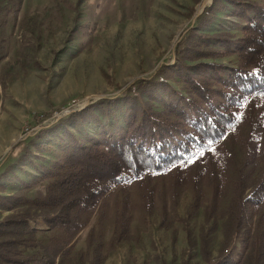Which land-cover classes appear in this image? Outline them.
I'll return each instance as SVG.
<instances>
[{"label":"rangeland","instance_id":"obj_1","mask_svg":"<svg viewBox=\"0 0 264 264\" xmlns=\"http://www.w3.org/2000/svg\"><path fill=\"white\" fill-rule=\"evenodd\" d=\"M211 4L212 0H0V194L22 190L29 198L42 197L50 182L45 173L75 145L131 140L151 148L154 139L139 129L144 106L159 111L164 101L182 98L193 111L186 108L177 134L191 131L190 124L210 104L180 76L171 73L151 87H138L163 65L174 63L177 45L197 26L201 8ZM251 13L217 0L199 29L205 36L203 46L216 53L186 59L190 71L220 87L219 77L237 65L236 44ZM218 101L220 97L213 95L211 102ZM40 103H46L44 109L30 111ZM54 113L62 116L25 136ZM237 145L228 146V151L227 146L210 148L194 156L190 165H175L114 187L76 236L73 252L82 250L89 263L86 240L93 233L102 238L103 264H204L198 248L187 241L188 232L197 239L207 230L210 264H215L223 240L222 220L210 233L207 209L211 221L217 215L211 209L215 185L230 183L244 164ZM226 201L224 197L218 207ZM126 208L130 235L116 241L117 218ZM0 213L1 218L7 214ZM256 220L251 223L253 236ZM37 226L38 242L46 243L55 231L43 230L42 221ZM227 249L238 258L242 248L235 233ZM36 252L37 247L22 248L21 256L34 258Z\"/></svg>","mask_w":264,"mask_h":264},{"label":"trees","instance_id":"obj_2","mask_svg":"<svg viewBox=\"0 0 264 264\" xmlns=\"http://www.w3.org/2000/svg\"><path fill=\"white\" fill-rule=\"evenodd\" d=\"M216 2L212 0V4L204 8L197 16V26L189 29L177 45L174 63L163 65L138 87H151L156 79L164 80L171 73L180 76L190 90L210 104L209 109L201 110L190 124L191 131L185 130L182 137L177 134L183 129L181 120L187 117L186 108L193 111V105L184 103L182 98L175 102L164 101L159 111L144 106L139 129L154 139L151 148L131 140L75 145L45 173L50 182L42 197L29 198L22 190L0 194V212H7L0 217V264H86L87 256L83 257L82 250L74 253L73 243L110 190L175 165H190L194 156L210 148L227 146L228 151V146L235 144H238L236 153H242L244 164L230 183L227 180L221 185L218 181L215 185L211 209L217 215L211 221L207 209L210 233L217 230L222 220L223 240L215 264H264V3L228 0L235 7L252 10V13L246 15L236 44L237 65L228 69L226 77H219L220 87H216L201 75L192 73L191 66L185 63L186 59L215 55V51L203 46L205 36L199 29L208 20L206 14ZM218 65L205 63L203 66ZM213 95H218L220 101L213 104ZM208 175L212 177L211 170ZM224 197L228 201L219 208L218 202ZM130 218L127 208L119 212L116 241L129 238ZM255 219L257 230L253 236L251 223ZM39 221L44 224L43 230L55 231L46 243H39L36 236ZM205 231L200 232L197 239L188 232L187 243L191 248H198L204 264H210L211 239ZM234 233L240 238L242 248L238 258L227 249ZM86 244L87 255L91 253L87 264H103L102 238L89 233ZM26 247H37L34 258L21 256L22 248Z\"/></svg>","mask_w":264,"mask_h":264},{"label":"built area","instance_id":"obj_3","mask_svg":"<svg viewBox=\"0 0 264 264\" xmlns=\"http://www.w3.org/2000/svg\"><path fill=\"white\" fill-rule=\"evenodd\" d=\"M67 113H69L71 110H67L64 109ZM63 114V113H62ZM62 115L59 116V114L54 113L53 115H50L49 117L43 119L41 122H39V124L33 128H31L29 130V132L27 134H25V136L31 135L33 133H36L38 130L43 129L47 126H49L50 124L54 123L55 121H57Z\"/></svg>","mask_w":264,"mask_h":264},{"label":"crops","instance_id":"obj_4","mask_svg":"<svg viewBox=\"0 0 264 264\" xmlns=\"http://www.w3.org/2000/svg\"><path fill=\"white\" fill-rule=\"evenodd\" d=\"M45 105H46V103H40L39 107H36V108H30V111H31V112H34V111H36V110H38V109H41V107H42V109H44V106H45ZM30 111H28V113H29ZM29 114H30V113H29ZM28 116H29V115H27L26 118H28ZM3 120H5V119H2L1 121H3ZM3 123H5V121H3ZM8 127H10V126H8ZM11 127H12V126H11ZM12 135H13V134H12ZM12 135H11V136H12ZM11 136H10V137H11ZM3 150H4V149H3ZM3 150H2V151H3Z\"/></svg>","mask_w":264,"mask_h":264},{"label":"water","instance_id":"obj_5","mask_svg":"<svg viewBox=\"0 0 264 264\" xmlns=\"http://www.w3.org/2000/svg\"><path fill=\"white\" fill-rule=\"evenodd\" d=\"M203 9H204V6L201 8V10L198 12V14L201 13L203 11Z\"/></svg>","mask_w":264,"mask_h":264},{"label":"bare ground","instance_id":"obj_6","mask_svg":"<svg viewBox=\"0 0 264 264\" xmlns=\"http://www.w3.org/2000/svg\"><path fill=\"white\" fill-rule=\"evenodd\" d=\"M205 1H207V0H205Z\"/></svg>","mask_w":264,"mask_h":264}]
</instances>
